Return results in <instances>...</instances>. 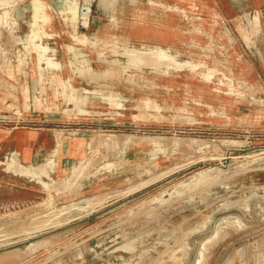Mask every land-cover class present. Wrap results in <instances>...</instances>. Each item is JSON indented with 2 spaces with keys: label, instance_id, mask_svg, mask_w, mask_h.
<instances>
[{
  "label": "rangeland",
  "instance_id": "1",
  "mask_svg": "<svg viewBox=\"0 0 264 264\" xmlns=\"http://www.w3.org/2000/svg\"><path fill=\"white\" fill-rule=\"evenodd\" d=\"M0 264H264V0H0Z\"/></svg>",
  "mask_w": 264,
  "mask_h": 264
},
{
  "label": "crops",
  "instance_id": "2",
  "mask_svg": "<svg viewBox=\"0 0 264 264\" xmlns=\"http://www.w3.org/2000/svg\"><path fill=\"white\" fill-rule=\"evenodd\" d=\"M19 133L20 146L18 150H15L18 151L21 161L24 163H38V160L40 161L42 157L51 154L56 147V143L58 146L57 141L59 139L55 138L49 129L21 130ZM85 143L82 138L68 142L73 147L70 152L71 158L72 156L75 159L82 157L86 149Z\"/></svg>",
  "mask_w": 264,
  "mask_h": 264
}]
</instances>
